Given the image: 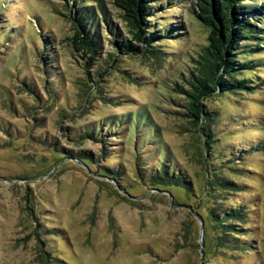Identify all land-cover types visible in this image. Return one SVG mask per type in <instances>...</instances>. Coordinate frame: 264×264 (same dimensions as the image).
Masks as SVG:
<instances>
[{"label": "rangeland", "instance_id": "374dc122", "mask_svg": "<svg viewBox=\"0 0 264 264\" xmlns=\"http://www.w3.org/2000/svg\"><path fill=\"white\" fill-rule=\"evenodd\" d=\"M171 1L150 17L151 30L172 22L182 35L159 42V58L120 55L112 61L108 40L113 36L103 29L100 59L87 69L68 39L74 31L64 0H6L0 17V264L264 261V153L240 160V172L223 166L228 178L243 185L230 198L252 200V228L245 238L253 247L217 254L204 193L209 159L218 167L228 160L225 153L264 145V80L252 92L205 101L217 116L210 155L201 132L182 114L188 100L177 91L178 76L196 72L191 58L207 44L209 30L196 17L197 0ZM102 4L127 38L121 11L112 0ZM261 12L254 14L263 20L255 21L259 26ZM13 27H22L21 36L1 34ZM256 72L264 79V67ZM138 111L151 116L160 132L156 142L193 182V194L141 179L140 168H158V155L153 154L157 145H148L139 151L149 158L143 162L134 137L126 141L121 116ZM92 128L104 135L87 137ZM80 153L92 154L96 163L81 161ZM110 167L120 168L118 181L102 173Z\"/></svg>", "mask_w": 264, "mask_h": 264}, {"label": "trees", "instance_id": "16d2710c", "mask_svg": "<svg viewBox=\"0 0 264 264\" xmlns=\"http://www.w3.org/2000/svg\"><path fill=\"white\" fill-rule=\"evenodd\" d=\"M153 1L112 0L115 7L121 11V17L127 26V38H123L113 26L102 4L103 0H64L63 8L68 12L65 11L74 31L68 39L77 55L84 61L85 67L92 68L100 59L103 29L113 36L108 40L112 47L108 57L112 61L120 55H151L159 58V42L182 33H179V25L172 22L151 30L154 20H150V17L156 15L159 9L163 12L166 6L173 3L171 0H165V4L156 6L152 4ZM242 1L244 0H197L196 17L209 30L208 42L191 58L192 67L196 72L190 71L187 75L183 71L178 76L181 84L177 83V91L188 100L187 112L183 111L182 114L201 132L205 145L210 148V155H213L211 149L215 141L217 116L215 111L206 106L205 101L220 94L241 93L245 90L252 92L264 80L256 72L264 67V24L257 25L256 22L261 23L263 20L254 15L261 11L264 14V2L251 0L255 1V4H245ZM6 3L4 0L0 4V17L6 11ZM57 12L63 13L62 8L57 9ZM21 29L22 27H13L1 34L4 37H18L22 34ZM44 46L47 49L48 44L44 42ZM45 59L47 56L42 55L41 60ZM123 117L122 115L121 118L127 124V128L123 129L127 133L126 141L130 142L134 137L136 154H139L138 157L143 162L149 158L141 155L139 151L148 145H157L153 154L158 155L155 159L158 168L150 172L140 168L141 179L146 177L156 188H179L187 194H193V182L178 167L172 154L162 147L160 142H156L160 140V132L149 113L138 111ZM99 133L92 128L86 136L104 135ZM147 139L155 142H143ZM52 150L56 151L54 147ZM263 153L264 145L258 142L248 145L243 151L232 150L228 154L225 153L229 158L218 167L214 166L212 159L207 162L209 167L206 171L204 193L209 199L206 210L217 254H228L231 250L243 252L253 247V242L245 238L249 237L252 228L249 224L254 215L252 200L243 199L239 202L230 198L231 195H239L243 185L228 178L223 172V166L226 164L227 167L238 171L240 160ZM76 157L88 165L96 163L90 153H80ZM102 173L117 181L122 175L117 167L107 168ZM260 264H264V261Z\"/></svg>", "mask_w": 264, "mask_h": 264}, {"label": "water", "instance_id": "95a60500", "mask_svg": "<svg viewBox=\"0 0 264 264\" xmlns=\"http://www.w3.org/2000/svg\"><path fill=\"white\" fill-rule=\"evenodd\" d=\"M201 220V219H200ZM201 225H202V228H203V222H202V220H201ZM201 254L203 255V252H201Z\"/></svg>", "mask_w": 264, "mask_h": 264}]
</instances>
